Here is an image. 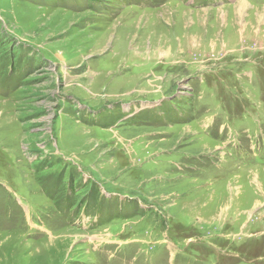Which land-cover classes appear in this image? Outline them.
I'll list each match as a JSON object with an SVG mask.
<instances>
[{
  "label": "rangeland",
  "instance_id": "374dc122",
  "mask_svg": "<svg viewBox=\"0 0 264 264\" xmlns=\"http://www.w3.org/2000/svg\"><path fill=\"white\" fill-rule=\"evenodd\" d=\"M0 264H264V0H0Z\"/></svg>",
  "mask_w": 264,
  "mask_h": 264
}]
</instances>
